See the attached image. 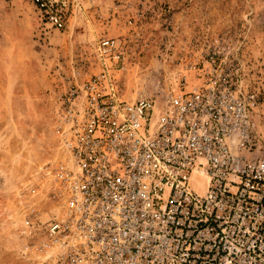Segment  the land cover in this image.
<instances>
[{"label": "built area", "instance_id": "1", "mask_svg": "<svg viewBox=\"0 0 264 264\" xmlns=\"http://www.w3.org/2000/svg\"><path fill=\"white\" fill-rule=\"evenodd\" d=\"M66 28L71 0H32ZM99 73L57 110V211L29 226L44 264H264V143L230 50L208 52L164 97L128 100L125 43L102 36ZM181 86H184L181 87Z\"/></svg>", "mask_w": 264, "mask_h": 264}, {"label": "rangeland", "instance_id": "2", "mask_svg": "<svg viewBox=\"0 0 264 264\" xmlns=\"http://www.w3.org/2000/svg\"><path fill=\"white\" fill-rule=\"evenodd\" d=\"M71 6L66 28L58 30L32 0H0V264H44L29 226L57 211L52 191L64 152L56 113L70 82L101 71L95 45L102 36L125 43L128 100L164 97L183 74L192 89V66L210 51H232L244 87L258 95L252 118L264 143V0H71Z\"/></svg>", "mask_w": 264, "mask_h": 264}]
</instances>
